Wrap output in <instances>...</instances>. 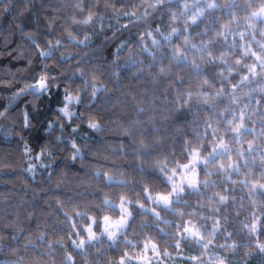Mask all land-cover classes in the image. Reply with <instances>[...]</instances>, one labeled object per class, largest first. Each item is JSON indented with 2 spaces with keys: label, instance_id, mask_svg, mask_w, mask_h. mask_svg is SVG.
Masks as SVG:
<instances>
[{
  "label": "trees",
  "instance_id": "obj_1",
  "mask_svg": "<svg viewBox=\"0 0 264 264\" xmlns=\"http://www.w3.org/2000/svg\"><path fill=\"white\" fill-rule=\"evenodd\" d=\"M78 2L0 1V264H6L10 258L9 250L17 247L36 264H67L66 251L72 253L73 264H85V258L90 254L73 250L76 220L85 215L100 216L103 210L106 211L103 192L112 193L113 199L120 192L139 191L142 196L141 180L158 183L147 167L137 162V157L143 155L144 159H150L148 152L139 149V141L161 134L162 129L176 130L173 146L182 160L185 158L182 155L185 135L195 143H203L207 150L209 141L213 137L218 139L223 133L230 141V154L235 163V168L229 171L231 178L239 181L246 174L254 179L264 177V92L251 93L250 108L244 113L245 126L239 134L232 132L226 122L231 118L237 123L240 108L224 99L219 104L229 110L222 117L219 112L211 115L212 110L203 105H194L191 110L184 111L169 106L168 115L161 121L148 127L138 126V121L143 119L141 110L153 111L154 100L163 98L160 95L162 89L156 81L150 82L147 74L133 79L149 63L147 52L134 54L132 63L135 66L130 68L128 57H118L113 51L121 41L135 40L144 30L143 17L126 18L114 14L111 9L128 11L139 7L143 13L146 5L142 0H83L85 9L104 13L100 21L103 29H96L94 33L95 47L86 53L83 45L70 41L64 34L66 21L76 11ZM179 6L180 0H166L146 23L153 29L160 25L166 34L168 13L165 9ZM125 24H128L127 28L123 27ZM217 26L218 21L213 18L207 25L208 32ZM73 30L79 32V26H74ZM199 31V24L192 26L193 33ZM157 38L161 39V50L167 52L159 34ZM56 39L61 40L60 45L50 47L48 41ZM37 44L49 54L42 56ZM114 57L120 60L119 66L115 62L103 63L105 58L111 61ZM163 59L167 63V59ZM80 67L86 69V74L78 71ZM42 70L55 77L49 81V88L41 94L26 93L18 97L27 89L26 84L36 85ZM208 71L222 82V78L215 77V67ZM93 76L100 78L95 83L96 88L104 87L95 96L91 94ZM257 84L253 82L242 87L255 89ZM53 85H58L63 93L56 91ZM77 89L81 91V97L72 104L75 113L68 118L59 111L67 104L62 95L68 96ZM252 107L255 112L251 111ZM205 113L210 114L207 120ZM93 120H99L101 127L95 130L89 127ZM249 140H255L256 146L249 149ZM73 142L79 151L72 147ZM121 144L125 145L126 151L115 158L113 174L122 180L109 183L102 172L96 174L95 170L113 159V149ZM228 156L229 153L223 151L211 162L226 163ZM212 179L218 183L223 181L221 188L225 184L229 189L234 187L219 173ZM232 194L238 203L241 197L244 201L249 199V193L239 183ZM251 196L264 203V190L258 188ZM231 212L230 204V216ZM134 213L146 215L139 209ZM231 219L233 224H238L240 217L231 216ZM240 239L243 241L242 237ZM118 252L119 248L114 247L111 254ZM88 259L99 262L100 258L95 253ZM231 259L233 264H245V260L247 264H264V255L260 254L244 258L242 253H237ZM177 264H188V261L178 260Z\"/></svg>",
  "mask_w": 264,
  "mask_h": 264
},
{
  "label": "clouds",
  "instance_id": "obj_2",
  "mask_svg": "<svg viewBox=\"0 0 264 264\" xmlns=\"http://www.w3.org/2000/svg\"><path fill=\"white\" fill-rule=\"evenodd\" d=\"M142 2L146 5L143 13L139 7L128 11L111 9L114 14L126 18L143 17L144 30L135 40L121 41L113 51L118 57H128L130 68L135 66L132 63L134 54L147 52L149 63L133 79L147 74V79L150 82L156 81L162 89L160 95L163 98L154 100L153 111L141 110L143 119L138 121V126L148 127L161 121L168 115L169 106L184 111L191 110L194 105H203L212 110L211 115L219 112L222 117L229 110L219 104L224 99L230 105L240 108V120L233 123L230 118L226 122L232 132L239 134L245 126L244 113L250 108L251 93L256 90L264 92V0H180L178 8L165 9L168 13L166 34L162 32L160 25L153 29L146 23L157 7L163 6L166 0ZM75 10L66 21L64 34L70 41L83 45L87 53L95 47V30L103 29L100 21L103 20L104 13L93 8L85 9L83 0H79ZM213 18L218 21V26L209 33L207 25ZM197 24L200 25V31L193 33L192 26ZM74 26H79L80 31H74ZM123 27L127 28L128 24ZM158 34L167 52L161 50ZM111 35L115 36V32ZM60 43V39L48 41L50 47L53 44L59 46ZM37 49L42 56L47 55L39 44ZM163 58L167 59V63ZM112 62L117 66L120 64V60L115 57L111 61L105 58L103 63ZM211 67H215V77L222 78V82L209 74L208 69ZM78 71L82 75L86 74L83 67ZM232 77L236 79L233 80ZM54 79L55 77L42 70L38 73L35 86L47 90L49 81ZM92 79L94 83L91 94L95 96V83L100 78L93 76ZM253 82H258L257 88L242 87ZM24 87L32 85L26 84ZM53 87L58 92L64 91L58 85ZM80 97L79 89L69 92L68 96L62 95V99L75 102ZM255 110V107L251 108L252 112ZM59 111L65 116L69 115L66 106ZM209 116V113H205V120ZM89 127L93 130L100 128V121L93 120ZM175 131L162 129L161 134L139 141V149L148 152L150 159L146 160L143 155H139L137 162L146 166L158 183L141 180L142 196L139 191L117 194L115 198L118 201L116 206L119 208V215L105 212L100 217L99 232L94 230L96 216L91 215L89 224L84 228L85 235L77 232L76 238L72 239L74 247L84 249L89 243L101 241L100 247L95 249L100 258L98 264H177L178 260L188 261V264H233L231 257L237 253H242L244 258L255 254L264 255V203L251 196L258 188L264 190V177L254 179L246 174L239 181L231 178L229 171L235 168V163L230 154V141L224 138L223 133L218 139L213 137L209 141L207 150L203 143H195L185 135L182 152L185 158L180 159L173 146ZM247 143L251 149L257 142L249 140ZM72 147L79 151L74 142ZM218 150L229 153L226 163L211 162ZM125 151L123 144L114 148L113 159L96 168V174L102 172L106 179H111L116 166L115 158ZM133 151H136L135 146ZM217 173L234 187L229 189L225 184L221 188L220 183L223 181L218 183L212 179ZM120 175L123 176V172ZM237 183L249 193L248 201L241 197L238 203L237 197L232 194ZM113 198L110 192L102 194L104 203ZM133 204L142 212L150 213L151 218L147 215L136 216L131 207ZM230 204L231 216L240 217L238 224H233L228 214ZM118 245V254H111L112 249ZM65 256L67 264H73L72 253L66 251ZM9 257L6 264H36L19 247L10 249ZM85 264L93 262L85 258Z\"/></svg>",
  "mask_w": 264,
  "mask_h": 264
},
{
  "label": "rangeland",
  "instance_id": "obj_3",
  "mask_svg": "<svg viewBox=\"0 0 264 264\" xmlns=\"http://www.w3.org/2000/svg\"><path fill=\"white\" fill-rule=\"evenodd\" d=\"M0 1H2V0H0ZM46 52H47V54H49V52L47 50H46ZM71 85H72V87L75 86L74 83H72V82H71ZM103 89H104V87H99L97 89L96 93L101 92ZM73 103H76V102L72 101L71 99H67V104L65 106L68 109V113H69V115L67 116L68 118H71V116L75 113V109L72 106ZM222 152L223 151L218 150L217 153L212 156L211 160H213L217 155H219ZM202 168H203V166H201V170H202ZM117 176L118 175L113 174L112 178L111 179H107V180L109 181V183H111V182H120L122 179H118ZM117 202H118L117 199H112V200H109L107 203H105L106 211L103 210V214L105 212H108V213H110L112 215H119V208L116 206ZM131 207H132L133 212L136 209H139V208H137L135 206V204H133ZM139 211H141V210L139 209ZM103 214H101L100 216L95 215V216H98V217H96L97 223L95 224V227H94V230L97 231V232H99V230H100V217ZM143 214H146L148 216L151 215L150 213H146V212H143ZM89 222H90L89 221V217L87 215H85V217H79L76 220V222L74 224V228L76 229V231H74V229H73V233H74L75 238H76L77 232L79 233V235H85L84 228H85V226H87L89 224ZM100 245H101V241H96L95 243L87 244V246L84 249H77L76 247L73 246V250L77 251V252H79L81 254H84V253L85 254H87V253L90 254V255H87V257H86L88 259L89 256H92L93 254H95V250H93V247H100ZM115 248H119V245L116 246ZM73 263H74V261H73ZM93 264H98V260L95 259V262H93Z\"/></svg>",
  "mask_w": 264,
  "mask_h": 264
},
{
  "label": "water",
  "instance_id": "obj_4",
  "mask_svg": "<svg viewBox=\"0 0 264 264\" xmlns=\"http://www.w3.org/2000/svg\"><path fill=\"white\" fill-rule=\"evenodd\" d=\"M44 90H41L39 88H37L36 86H32V87H29L25 90H23L22 92H20L18 94V97H20L21 95L23 94H26V93H37V94H41Z\"/></svg>",
  "mask_w": 264,
  "mask_h": 264
}]
</instances>
